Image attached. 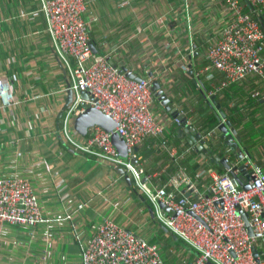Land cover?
I'll return each instance as SVG.
<instances>
[{"label":"crops","instance_id":"obj_1","mask_svg":"<svg viewBox=\"0 0 264 264\" xmlns=\"http://www.w3.org/2000/svg\"><path fill=\"white\" fill-rule=\"evenodd\" d=\"M39 8L38 0H0V77L10 80L14 94L10 104H4L0 96V177L29 178L44 215L36 226L5 225L0 264H83V248L106 217L158 244L165 264L193 261L196 253L157 220L154 206L126 171L130 182L113 165L77 153L61 140L62 119L74 92ZM226 12L224 0H89L83 16L100 54L138 76L159 80L172 111L187 118L209 153L241 164L219 125L210 128L214 109L196 79L198 71L206 75L207 67L209 84L210 74L216 82L224 79L222 72L210 66L206 51L218 37ZM185 63L192 65L193 73L182 68ZM235 84L245 95L262 92L256 97L261 105L243 108L244 118L236 115L231 126L237 129L245 157L248 154L264 170V80L252 74ZM153 110L164 134L146 137L136 148L143 158V179L150 177L154 185L167 186L177 195L207 196L209 174L188 175L195 182L193 187L174 186L170 181L185 165L194 163L201 165L200 170L226 169L213 167L211 157H203L197 147L185 152L191 145L189 134H182L181 120L178 123L158 97ZM163 138L178 146L179 159L169 155L168 146L162 147ZM256 247L264 259V242L259 240Z\"/></svg>","mask_w":264,"mask_h":264},{"label":"built area","instance_id":"obj_2","mask_svg":"<svg viewBox=\"0 0 264 264\" xmlns=\"http://www.w3.org/2000/svg\"><path fill=\"white\" fill-rule=\"evenodd\" d=\"M39 1L54 52L65 63L74 92L73 102L62 119L61 140L77 153L125 170L154 206L157 220L196 253L195 259L186 264H264V259L256 255L257 242H264V170L251 160L246 161L244 170L254 175L250 181L252 188L247 190L228 170L221 173L203 168L198 175L211 176L210 191L207 196L196 197L192 193L169 192L167 186L154 185L150 177L144 180V167L138 164L136 148L146 137L164 134L153 110L157 97L152 89L154 77L131 78L106 55L93 52L89 44L90 25L83 16L89 0ZM224 3L225 21L206 51L210 66L222 72L224 79L216 82L213 74L208 76L210 95L252 74L264 80V0H224ZM182 68L188 72L192 65L185 63ZM204 71L207 76L209 68ZM201 75L198 71L196 79ZM197 85L202 87L199 81ZM82 92H88L94 99L85 101ZM260 93L254 90L251 96L256 98ZM0 96L4 104L14 99L12 84L4 76L0 77ZM83 102L110 115L118 125L112 131L94 125L87 134L80 135L75 129V119L84 110ZM176 121L180 123V119ZM114 133L124 139L126 156H121L114 144ZM161 143L162 147L168 146L171 157H181L178 146L165 138ZM195 149L192 144L185 152ZM170 183L195 185L184 169ZM161 204L171 210L166 211ZM239 208L248 213L255 236H250ZM43 220L42 205L29 178L0 177V250L5 225L36 226ZM82 258L83 264H165L158 244L140 238L110 217L97 226L83 248Z\"/></svg>","mask_w":264,"mask_h":264},{"label":"water","instance_id":"obj_3","mask_svg":"<svg viewBox=\"0 0 264 264\" xmlns=\"http://www.w3.org/2000/svg\"><path fill=\"white\" fill-rule=\"evenodd\" d=\"M93 52L95 54H100L98 48L96 47L93 41L89 42ZM113 63V62H112ZM122 70L127 73L128 76L135 79H141L133 70H129L127 67L122 66ZM193 73V70L190 71ZM197 81L201 83V92L205 96L208 104L214 109V112L217 118L220 121L219 129L222 131V137L226 138L225 143L229 146V148L234 153L235 157L242 161L241 164H231L227 157H222L218 154L210 155L211 162L220 166H223L226 170H228L236 181L244 188L251 189L252 185L250 181L253 179L254 175L252 172H247L244 169L246 168V161L250 158L245 157V152L242 151L243 148H240V137L237 135V129L234 126H231V121L226 120V113L223 110L220 103L216 102V95H208L207 87L203 84L202 80L199 78ZM152 89L154 90L156 96L159 98L161 103L165 106L166 110L171 112L176 118L181 120L180 131L182 134L184 132H188L189 142L191 144H195L197 150L201 151L203 157L209 156V148L206 142L201 138L200 134L194 129L193 126L189 125L187 122V118L184 116H180L178 112H173L172 107L169 104V98L167 97L164 89L161 87V83L159 80H154L152 84ZM84 100H93V96L88 92H82ZM82 106L84 108L83 112H81L75 119V129L80 135H85L88 132V129L94 125H98L103 127L107 131H112L118 125L117 122L110 116L105 114L103 111L97 109L96 107L91 106L88 102H83ZM225 119V120H224ZM224 120V121H223ZM113 142L116 145L121 156L127 155V146L123 138L120 137L119 133H114L112 136ZM199 141V143H198ZM134 162L137 163V159H134ZM121 174H125V170L122 168L118 169ZM240 171V173H236V171ZM127 180L130 182L131 178L128 174H125ZM161 206L166 210L170 211L171 209L164 204ZM239 213H241L245 224L247 226L248 232L250 236H255L252 225L250 223V218L247 212L243 211L242 208H239ZM167 230V228L165 227ZM261 252L257 251L256 255L259 256ZM208 264H213L209 262Z\"/></svg>","mask_w":264,"mask_h":264},{"label":"trees","instance_id":"obj_4","mask_svg":"<svg viewBox=\"0 0 264 264\" xmlns=\"http://www.w3.org/2000/svg\"><path fill=\"white\" fill-rule=\"evenodd\" d=\"M17 1L22 2V0H17ZM38 2H39V0H38ZM195 58H196V56H195ZM200 79L203 81L204 85L207 87L208 93H210V91L212 89H211L210 84L208 83V81L206 79V75L202 74L200 76ZM233 96H237V97H235L236 100H233V98H232ZM241 101H245V103L242 104ZM216 102L220 103L223 110L225 111V113H226L225 119L226 120L228 119L231 122H233L235 120L236 115H238L240 118H244V115L242 114V112H240V111H242L243 108H246V109H247V107L251 108L252 105H256V104L261 105V102L258 99L253 98L251 96V94L245 95L242 92V90H240V88L236 86L235 83L231 84L230 86L225 88L222 92L217 93L216 94ZM230 103L233 105L230 106L231 105ZM234 106L236 108H233ZM209 122H210V128L211 129H216L218 127L220 121L217 118L215 112H214V114H211V116L209 117ZM210 131H212V130H210ZM137 151H138L137 153H140V150H137ZM210 155H213L212 151H210L209 156ZM174 159H176V158H174ZM142 163H143V158L141 160L139 158L138 164L141 167H144V165H142ZM212 166L216 168L218 165L212 163ZM200 168H201V165H199L197 163H194L192 165H185V170H187L188 175H190L191 177L197 176L198 172L200 171ZM225 171L226 170H224L223 172H225ZM223 172H221V173H223ZM191 173L194 175H192Z\"/></svg>","mask_w":264,"mask_h":264},{"label":"rangeland","instance_id":"obj_5","mask_svg":"<svg viewBox=\"0 0 264 264\" xmlns=\"http://www.w3.org/2000/svg\"><path fill=\"white\" fill-rule=\"evenodd\" d=\"M46 21V20H45Z\"/></svg>","mask_w":264,"mask_h":264}]
</instances>
